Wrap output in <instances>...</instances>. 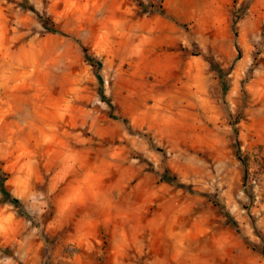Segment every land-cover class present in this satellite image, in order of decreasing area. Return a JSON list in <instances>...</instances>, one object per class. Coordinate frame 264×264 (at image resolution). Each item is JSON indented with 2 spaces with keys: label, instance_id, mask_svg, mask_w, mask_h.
I'll list each match as a JSON object with an SVG mask.
<instances>
[{
  "label": "rangeland",
  "instance_id": "374dc122",
  "mask_svg": "<svg viewBox=\"0 0 264 264\" xmlns=\"http://www.w3.org/2000/svg\"><path fill=\"white\" fill-rule=\"evenodd\" d=\"M263 152L264 0H0V264H159L91 215L142 179L172 262L264 264Z\"/></svg>",
  "mask_w": 264,
  "mask_h": 264
},
{
  "label": "crops",
  "instance_id": "0c3cea01",
  "mask_svg": "<svg viewBox=\"0 0 264 264\" xmlns=\"http://www.w3.org/2000/svg\"><path fill=\"white\" fill-rule=\"evenodd\" d=\"M146 179H142L137 183L134 197H128L124 200H100L96 201L93 206V213L98 222H104L103 225L109 227L123 228L127 233L137 234V237H141L143 242L144 232L147 226L152 228L151 232L154 234L153 248L158 255L159 264H175L172 260L176 256L177 241L185 243L186 236H192L193 230L186 234V220L177 216V212H187L185 204H176L175 199H171V196L159 199L151 196V199H146ZM153 204V208L150 209L151 217L145 220V211L149 205ZM156 204V205H155ZM208 206V203H206ZM190 206V205H189ZM191 206L188 207V210ZM70 212V211H69ZM72 215H76L73 210ZM69 216V214H68ZM119 218L116 222L111 221L108 223L107 218ZM206 220V219H205ZM102 222V223H103ZM178 227V229H177ZM191 228V227H190ZM179 238L180 240H177ZM191 247V245H189ZM183 249V248H181ZM178 250V249H177Z\"/></svg>",
  "mask_w": 264,
  "mask_h": 264
},
{
  "label": "trees",
  "instance_id": "16d2710c",
  "mask_svg": "<svg viewBox=\"0 0 264 264\" xmlns=\"http://www.w3.org/2000/svg\"><path fill=\"white\" fill-rule=\"evenodd\" d=\"M29 4V3H28ZM28 7H30L32 10H36L32 5H28ZM39 18H40V21L41 23L47 28L49 29L51 32L53 33H59V34H63V35H67L66 33H64L63 31H60L58 30L52 23L51 21L45 17V16H42V15H39ZM84 48V51L89 55V49L86 47V46H83ZM4 179L2 178V180L0 181V188H1V191L4 195V197L8 200V201H11V202H14V203H19V199L17 197H14L11 195V193L7 190V188L5 187V184H4Z\"/></svg>",
  "mask_w": 264,
  "mask_h": 264
},
{
  "label": "built area",
  "instance_id": "2783aa9c",
  "mask_svg": "<svg viewBox=\"0 0 264 264\" xmlns=\"http://www.w3.org/2000/svg\"><path fill=\"white\" fill-rule=\"evenodd\" d=\"M262 154L264 155V152Z\"/></svg>",
  "mask_w": 264,
  "mask_h": 264
}]
</instances>
